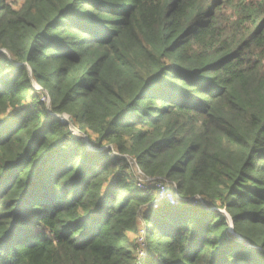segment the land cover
Masks as SVG:
<instances>
[{"label":"trees","instance_id":"1","mask_svg":"<svg viewBox=\"0 0 264 264\" xmlns=\"http://www.w3.org/2000/svg\"><path fill=\"white\" fill-rule=\"evenodd\" d=\"M0 264H264V0H0Z\"/></svg>","mask_w":264,"mask_h":264},{"label":"rangeland","instance_id":"2","mask_svg":"<svg viewBox=\"0 0 264 264\" xmlns=\"http://www.w3.org/2000/svg\"><path fill=\"white\" fill-rule=\"evenodd\" d=\"M46 107L49 109V104H45ZM55 118L68 123L69 128L73 131L74 135L78 138H81L83 140H85L87 137L84 134H80L79 131H77L74 127V125L72 124V120L66 116V115H54ZM116 153H114L115 155ZM128 164L130 166V170L133 173V178L136 180V182H142L143 184L146 182L145 179L138 173L137 167L134 165L133 161L130 159H127Z\"/></svg>","mask_w":264,"mask_h":264},{"label":"built area","instance_id":"3","mask_svg":"<svg viewBox=\"0 0 264 264\" xmlns=\"http://www.w3.org/2000/svg\"><path fill=\"white\" fill-rule=\"evenodd\" d=\"M32 87L35 91H38V92L41 91V89L35 83L32 84ZM41 101L44 102L45 104L47 103L49 104V97L46 94V92L41 93ZM138 173L144 178V176L139 170H138ZM137 186L139 188H143V183L137 182ZM156 187L159 189L161 197L170 198V194H167V195L165 194L164 185L159 184V185H156ZM134 239H135V242L142 248V241H143L142 235L139 234L138 236L134 237ZM142 254H143L142 250L139 249L138 255L141 256Z\"/></svg>","mask_w":264,"mask_h":264},{"label":"crops","instance_id":"4","mask_svg":"<svg viewBox=\"0 0 264 264\" xmlns=\"http://www.w3.org/2000/svg\"><path fill=\"white\" fill-rule=\"evenodd\" d=\"M130 239H134V236L133 235H129Z\"/></svg>","mask_w":264,"mask_h":264},{"label":"water","instance_id":"5","mask_svg":"<svg viewBox=\"0 0 264 264\" xmlns=\"http://www.w3.org/2000/svg\"><path fill=\"white\" fill-rule=\"evenodd\" d=\"M33 83H34V82H33ZM66 116H67V115H66ZM83 141L88 142V141H87V138H86L85 140H83Z\"/></svg>","mask_w":264,"mask_h":264}]
</instances>
